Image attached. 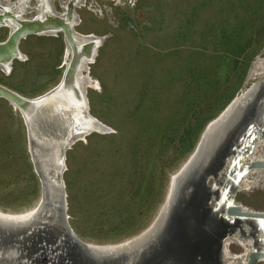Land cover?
Masks as SVG:
<instances>
[{"label":"rangeland","instance_id":"374dc122","mask_svg":"<svg viewBox=\"0 0 264 264\" xmlns=\"http://www.w3.org/2000/svg\"><path fill=\"white\" fill-rule=\"evenodd\" d=\"M87 2L77 10L76 31L106 38L90 65V77L100 86L88 89L90 112L113 133L90 135L67 153L68 216L81 241L118 245L153 225L167 201L173 175L194 154L208 122L233 95L264 81V0ZM232 24L237 31L233 37ZM8 36L9 30L1 28L0 42ZM243 47H249V55L238 62ZM20 49L25 61H15L10 74L0 68V85L35 99L61 83L67 61L62 35L29 37ZM255 128L256 124L242 137L241 151L248 150L256 134H264L263 128ZM254 154L264 158L263 141ZM241 156L238 152L232 161L231 171L237 173L231 179L228 172L220 207H225L239 177L235 169ZM32 160L22 115L0 99V212L25 214L40 204L42 183ZM235 203L264 212V171L236 194ZM169 227L151 248L163 264H218V241L214 245L213 238L222 227L219 222L208 221L202 237L210 242L212 262L203 260L198 249L193 251L194 262L179 259L169 245ZM254 227L245 233L259 247L264 241ZM28 246L26 254L33 248ZM228 248L231 258L246 253L239 239Z\"/></svg>","mask_w":264,"mask_h":264},{"label":"water","instance_id":"95a60500","mask_svg":"<svg viewBox=\"0 0 264 264\" xmlns=\"http://www.w3.org/2000/svg\"><path fill=\"white\" fill-rule=\"evenodd\" d=\"M79 1H69L64 17L57 16L43 23L23 20L21 12L18 15L8 12L4 16L0 15V27L11 30L7 40L0 42V68L7 74L12 71L15 61H25L26 57L20 45L28 36H52L62 33L66 48L70 52V60L60 85L42 97L28 99L0 85V99L19 109L24 118L32 161L42 183V199L37 209L29 213V216H33L31 220L18 224L0 222V264H38L41 259L48 264L44 259L45 251L54 260L50 264H55L56 258L65 254L70 258L67 264H163L160 254L151 248L166 225L173 231L169 245L179 253H176L178 258L189 257L193 260V247L200 232V229H194L197 225L194 221L196 216L198 217L199 203L202 200L200 198L202 197L206 204V207L202 208L208 209L212 202H216V207H211L210 211H218L221 192L216 186L228 177L226 172L232 173L231 159L237 154L240 139L254 124L255 131L262 128L264 130V81L253 84L244 94L236 96L225 110L208 124L194 154L176 176L172 177L167 201L153 225L130 243L124 244L131 245L125 251L105 255L95 252L92 246L77 237L69 223L68 196L64 180L67 153L76 143L93 134L113 133L110 127L90 112L87 96L90 74L88 66L96 62L106 38L82 36L77 33L79 18L76 9L80 6L77 5ZM238 106L241 108L239 114L222 129L213 149L201 155L210 129L220 124L228 113L234 112ZM194 160L197 161L192 164ZM243 163L246 164L242 161L241 165H245ZM258 170H264V161L257 160L246 164L247 172ZM212 180L214 185L210 187ZM174 181L177 182L175 190L172 189ZM172 190L174 191L171 192ZM237 193L234 190L230 194V200L235 201ZM187 202L189 207H185ZM223 214L221 217L226 220H244L245 223L240 224H248L251 230H254L257 222L264 221V212L236 205L229 207ZM2 216L10 217L0 214L1 218ZM176 216L177 220L174 219ZM240 224L235 223V228L232 229L222 223V228H228L224 236L227 232L226 237L237 233V226ZM223 242L219 249L221 257L225 254ZM28 244L33 248L32 252L26 254ZM261 260H264V251H253L249 255L248 264H258ZM221 264H225V260Z\"/></svg>","mask_w":264,"mask_h":264},{"label":"bare ground","instance_id":"6f19581e","mask_svg":"<svg viewBox=\"0 0 264 264\" xmlns=\"http://www.w3.org/2000/svg\"><path fill=\"white\" fill-rule=\"evenodd\" d=\"M84 1V0H83ZM112 1V0H111ZM119 1V0H118ZM69 3V2H68ZM81 3V2H80ZM7 4V3H6ZM83 4V3H82ZM81 6V5H80ZM13 7V6H12ZM65 11L67 9V5L64 7ZM28 10V9H27ZM61 16V15H60ZM64 17V16H63ZM78 33V32H77ZM80 34V33H79ZM82 35V34H80ZM43 36H48V35H43ZM53 37H56L57 35L54 34L52 35ZM82 36H94L96 37L95 35H82ZM103 47V46H102ZM66 56H67V61H66V66L67 64L69 63V60H70V52H69V49L66 50ZM91 65V64H90ZM90 65L88 67H90ZM90 71V69H89ZM89 78V83H88V86L89 88H98L100 87L98 82L97 81H94L91 77H90V74L88 75ZM60 85V84H59ZM58 85V86H59ZM57 86V87H58ZM56 87V88H57ZM55 88V89H56ZM54 90V89H53ZM52 90V91H53ZM51 91V92H52ZM50 93V92H49ZM46 95V94H45ZM44 96V95H43ZM88 96V95H87ZM42 97V96H41ZM239 97V96H238ZM39 98V97H38ZM37 99V98H36ZM14 108V107H13ZM15 110H17V112L20 113V110L17 109V108H14ZM241 110V108L238 106L236 108V110H234V112H229L228 115L226 116V118H224L220 124H217L215 125L213 128L210 129L209 133H208V136L206 137L205 141H204V144H203V148H202V152H201V155H204L206 154L209 150L213 149V147L215 146L216 144V141H217V138L219 137V135L221 134V131L222 129H224L226 127V124L231 121V119H233L235 116H237L239 114V111ZM24 119V118H23ZM255 137V140L253 141L252 144H249V148L248 150L246 149L245 151L246 152H243L240 150V147L242 146L243 144V138L240 139V145L237 149V154L235 156L232 157L231 159V162L232 161H235L237 158V155H238V152L239 154L243 153L244 157L241 156V161H240V164L239 166L235 169V170H238L239 172H241V176L239 175L237 181L232 185L233 188V191L236 190V192H242V191H246L248 188H249V183L252 182L254 179L257 178V176L263 172L264 170H258V171H254V172H247L246 171V164L247 163H250L251 161H264V158H256L255 157V148H256V145H260L262 144V141L264 142V134H260V132L258 134H256ZM260 142V143H258ZM195 161L197 160H194L192 162V164L195 163ZM242 161L243 162H246L243 163L245 165H241L242 164ZM188 162V161H187ZM190 163V165H192ZM176 175H173V177H175ZM176 184L177 182L174 181L173 182V187L172 189L175 190V187H176ZM174 190H172L171 192H173ZM238 194V193H237ZM224 196L220 197V199H223ZM219 199V201H220ZM230 194L227 195L226 197V205L225 207H219L218 211H221L222 210V213L220 214L221 216L224 215V211L227 210L229 207L233 206V205H236V206H240L238 204L235 203V201L232 199L230 200ZM56 203V202H55ZM164 207V206H163ZM242 207V206H241ZM243 208V207H242ZM37 208L25 213V214H5V215H8L10 217H4L2 216V218L0 217V222L1 223H4V224H18V223H23V222H26V221H29L32 219L33 216H29L30 212H33L34 210H36ZM0 214H4L2 212H0ZM28 215V216H27ZM220 216V217H221ZM222 220H224L226 223L227 226H229V228L231 227L232 229L235 228V223H245L244 220H242L241 222H239L238 220L236 219H229V220H226V219H223V217H221ZM233 221V222H232ZM257 227H256V232H257V235L258 236H262L261 238H259L260 240L264 241V221H259L258 223H256ZM240 227V228H239ZM239 229H238V232L235 233L234 235L232 234V236H229L225 242H224V249H225V254H224V258H225V264H248V260H249V255L253 252V251H264V242H262L263 244L261 246L258 247V244L257 246L254 244L253 240L250 238L251 236L250 235H247L245 233V231H247L248 229H250L248 227V224H240L239 225ZM228 229V228H227ZM227 229H224V227L220 228V230L222 232H225L227 231ZM136 239V238H135ZM229 239V240H228ZM233 239H239L241 241V243L246 247V253L245 255H240V256H233L232 258L229 257L231 254L229 253V246L232 242ZM254 239V238H253ZM134 240V238H133ZM131 240V241H133ZM131 241H128L126 243H130ZM256 241V240H255ZM85 243V242H84ZM126 243H123V244H118V245H107V246H95V245H90L92 246V248H94V251L95 252H98L100 254H114V253H120L122 251H125L126 249H128L129 247H131V245L129 246H126L124 244ZM87 244V243H86ZM123 245V246H121ZM133 247V246H132ZM223 258V259H224ZM259 263H263L264 264V260H261L259 261Z\"/></svg>","mask_w":264,"mask_h":264},{"label":"flooded vegetation","instance_id":"af4514ba","mask_svg":"<svg viewBox=\"0 0 264 264\" xmlns=\"http://www.w3.org/2000/svg\"><path fill=\"white\" fill-rule=\"evenodd\" d=\"M69 1L70 0H0V15L4 16V15H6V12L18 15V13L21 12L23 14L22 15L23 20H33V21H36L39 23L48 22V21H50V19L53 20L57 16H60V15L62 17L65 16L66 11H65L64 7L66 5L70 4V3H68ZM87 3H88L87 0H84V1L80 0L77 5H81V6H79L76 9V12L78 9L79 10L82 9L83 5H87ZM44 15H46V16H44ZM41 17H44V18H41ZM127 22L130 23L129 20H127ZM79 25H80V20H79ZM1 28L8 29L9 34H10V31H11L10 28L0 27V29ZM56 35H57L56 37H53V36H28L26 39H28L29 37L57 38L59 35H62L64 38V35L62 33H58ZM226 173L228 174V172H226ZM235 173L236 172L233 171L231 176L233 177L235 175ZM239 175L241 176V172ZM232 177H231V179H232ZM227 179H228V177L227 178L225 177L223 180L218 182V185L216 186V188L218 187L220 192H222V188L224 187V184L226 183L225 181H227ZM231 183H232V181H231ZM213 185H214V181L212 180V181H210L209 186L212 187ZM233 188L234 187H232V192H233ZM200 199H202V200L199 203L200 208L198 210L199 213H197L198 217L196 216V219L194 221V223H196L198 225V226L196 225L194 229L198 228L197 231H199V229H200V232L198 234L197 240L194 243L193 249L194 250L198 249L200 252H202V254L204 256L203 260H206L208 262H212V258L210 257V250H209V247H207V246H209L210 242H208L209 240L206 241L202 237H203V234L205 233L204 231L206 230V224L208 223V221H209V223H210V220H212L213 222L217 221L221 225H222V223H224V221L221 220V217H220L221 215H219V213H217V212L212 213L210 211L211 207H213V208L216 207V202H212L209 205L208 209H206V208L204 209L202 207L203 206L206 207L205 201L202 197ZM186 206L189 207L190 204H188V202H187V203H185V207ZM212 216H214L215 218ZM176 218H177V216L174 219H176ZM216 231L219 232V235L216 232V234H215L216 238H213V242H214L213 244L217 245L215 242L218 241V248H217L215 256H216L217 261H218L217 263L221 264V262H224L225 258L223 256L221 257L222 253H221V255L219 254L220 245H221L222 241L225 242V240L229 237V235H227V237H226V234L228 232L224 236V232H222L221 230L218 231V229H217ZM224 242H223V244H224ZM45 253L47 254L46 251H45ZM46 254L44 256V259L47 260L48 264H50L51 261L53 262L54 260H53V258H50V254H47L49 257H46L47 256ZM212 256H213V254H212ZM194 259L195 258L193 256V262H194ZM41 262L43 263L44 260L41 259ZM69 262H70V258H68V256L66 254L62 257L56 258V260H55V264H67ZM43 264H45V263H43Z\"/></svg>","mask_w":264,"mask_h":264},{"label":"trees","instance_id":"16d2710c","mask_svg":"<svg viewBox=\"0 0 264 264\" xmlns=\"http://www.w3.org/2000/svg\"><path fill=\"white\" fill-rule=\"evenodd\" d=\"M233 5H236L235 2L233 3ZM239 20H241V18H239ZM232 29H233V30H232V37H233V36L235 35V33L237 32V31H236V26H235V28H233V24H232ZM241 33H242V32H241ZM242 35H243V33H242ZM241 39H242V41L244 40L243 37H242ZM243 48H244V49L241 50V53H240V54L238 53V54H239L238 57H237L238 62L241 60V58H242V59H243V58L245 59V58L249 55V52H248V50H249L248 48H249V47H243ZM232 56H233V55H232ZM236 95H237V94H235V95L232 96V98L229 100V103L226 104V106L220 111V114H221V113L225 110V108H226V107H227V106H228V105H229V104L235 99ZM220 114H219V115H220ZM219 115H218V116H219ZM218 116H217V117H218ZM215 119H216V118H212L208 123L212 122V121L215 120ZM31 252H32V250H31Z\"/></svg>","mask_w":264,"mask_h":264}]
</instances>
